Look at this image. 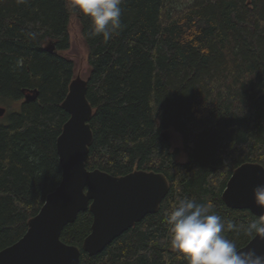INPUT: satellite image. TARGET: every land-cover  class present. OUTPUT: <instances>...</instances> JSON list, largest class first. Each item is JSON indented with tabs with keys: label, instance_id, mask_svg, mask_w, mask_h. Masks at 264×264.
<instances>
[{
	"label": "trees",
	"instance_id": "trees-1",
	"mask_svg": "<svg viewBox=\"0 0 264 264\" xmlns=\"http://www.w3.org/2000/svg\"><path fill=\"white\" fill-rule=\"evenodd\" d=\"M122 28L107 43L89 38V19L68 0H0V250L20 239L27 221L60 182L56 139L74 78L68 23L76 18L87 48L86 98L93 134L85 165L113 176L153 170L168 192L100 253L78 264H187L169 243L165 213L183 197L211 201L237 226L260 218L228 207L232 171L264 167V0H122ZM52 45L51 51L45 50ZM36 90V98L24 96ZM13 104H18L14 109ZM173 128L187 159L164 140ZM92 214L80 212L60 239L81 248ZM238 248L253 236L226 231Z\"/></svg>",
	"mask_w": 264,
	"mask_h": 264
},
{
	"label": "water",
	"instance_id": "water-1",
	"mask_svg": "<svg viewBox=\"0 0 264 264\" xmlns=\"http://www.w3.org/2000/svg\"><path fill=\"white\" fill-rule=\"evenodd\" d=\"M52 45L45 50L51 51ZM87 81L80 76L71 80L61 107L68 114L56 139L61 168L57 187L47 194L37 212L27 221L23 236L0 250V264H78L81 251L100 253L109 243L133 227L146 215L156 213L168 192L165 176L153 170H134L113 176L100 169L89 170L85 156L93 134L90 126L92 107L86 98ZM36 90L25 94V101L36 98ZM6 108L0 106V117ZM164 140L167 134L162 133ZM264 184V167L245 162L236 167L222 192L224 203L233 209H247L264 219V207L254 200L253 189ZM92 214L90 232L81 248L64 243V226L75 221L82 211ZM255 248L264 253V240L256 234L240 249Z\"/></svg>",
	"mask_w": 264,
	"mask_h": 264
},
{
	"label": "clouds",
	"instance_id": "clouds-1",
	"mask_svg": "<svg viewBox=\"0 0 264 264\" xmlns=\"http://www.w3.org/2000/svg\"><path fill=\"white\" fill-rule=\"evenodd\" d=\"M122 0H68V7L87 17L89 38L100 37L107 43L122 28ZM254 200L264 207V184L254 189ZM172 249L184 256L187 264H264V253L255 248L240 249L225 233L229 230L256 234L264 240V219L237 226L216 214L211 201L199 202L183 197L165 213Z\"/></svg>",
	"mask_w": 264,
	"mask_h": 264
},
{
	"label": "rangeland",
	"instance_id": "rangeland-1",
	"mask_svg": "<svg viewBox=\"0 0 264 264\" xmlns=\"http://www.w3.org/2000/svg\"><path fill=\"white\" fill-rule=\"evenodd\" d=\"M192 2L193 0H188ZM183 0H170V5L174 7H180ZM68 31H69V48L62 52L63 55L68 57L74 62L75 70H74V78L76 76H80L83 79H87L89 74V66L87 62V48L85 42L81 36L80 26L76 20V18L72 17L68 23ZM51 44L48 43L46 46H50ZM13 102L9 100H5V102L0 101V106L8 107V104ZM13 108L17 109L18 104H13ZM11 109L6 110L5 114L0 117V123L7 121V116ZM163 133L167 134L168 140L170 141L172 149L178 148L179 153L177 159L181 162H184L187 157L182 150V141L181 136L173 129L170 128L168 131H163Z\"/></svg>",
	"mask_w": 264,
	"mask_h": 264
}]
</instances>
